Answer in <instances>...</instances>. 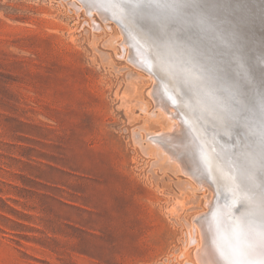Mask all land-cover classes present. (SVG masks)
I'll list each match as a JSON object with an SVG mask.
<instances>
[{"label": "rangeland", "instance_id": "1", "mask_svg": "<svg viewBox=\"0 0 264 264\" xmlns=\"http://www.w3.org/2000/svg\"><path fill=\"white\" fill-rule=\"evenodd\" d=\"M79 5L0 0V264H201L194 220L213 191L182 172L184 149L153 139L173 120L118 24ZM220 19L188 27L187 38L221 85L229 135L202 125L201 136L215 155L227 139L233 155L215 163L217 178L242 216L264 197V174L240 148L248 139L264 170V41L233 37ZM258 19L252 34L263 39Z\"/></svg>", "mask_w": 264, "mask_h": 264}, {"label": "bare ground", "instance_id": "2", "mask_svg": "<svg viewBox=\"0 0 264 264\" xmlns=\"http://www.w3.org/2000/svg\"><path fill=\"white\" fill-rule=\"evenodd\" d=\"M75 1L79 2L80 4L79 6L91 10L90 11L91 15H92V11L98 13L97 15H100L102 17L108 15L107 17L111 18L116 23V25L118 24L119 26L118 28L120 29V33L122 34L123 37V42L126 44L125 46L128 47L129 52L134 56L133 57L131 55V57H133V59L136 58L135 61L137 60L139 63L136 64L139 65V67L143 66L145 71L147 70V74L149 73L150 76L155 78V83L153 86V88H155V93L154 92L153 93L156 94L157 92V94H159L158 95L159 97L162 96V98L160 97V105L163 106L164 111L168 113L167 117L169 115V118L173 120L172 121L173 123L171 122L172 126L174 127L172 132H170L172 128L171 129L167 128L169 131L161 130L162 133L161 131H159V134L156 135L157 134L156 133L155 134L156 137H153V139L155 138L160 141L161 138H163V140H165L167 143L168 141L175 142L177 144L176 145L177 148H179L178 151H180V148L184 149L185 151L183 153L184 155L183 154L179 155L182 157L183 162L185 163L184 165H182L184 167L183 169L184 171L182 172H184V174L185 172H188L189 174H191V176L194 177V180H198V182L205 180L206 183H209L213 191V194L210 197V199H207L210 201L207 206L208 210L200 214L196 218V220H194L195 227L198 228L197 230H199V233H201L198 234L199 235L198 237H200V242H199L200 244L199 247L197 248L198 261L201 264H236L235 254L232 248V244H233L232 241L234 242L240 241V245H241L240 250L247 253V257L245 258V260L249 259L253 262V264H259V263L264 264V260H261L262 259L261 255L260 256L249 255L255 252H260V254L264 255V239L260 235H256L255 233L252 232L255 231L256 229L254 221L257 222L259 219H261V217H264V200H262L264 197L263 195L260 196V199H258L257 203L253 204V207L251 208V212L249 214H244L242 216L238 215L239 211L237 209H232V207L235 206L236 203L230 197V194L225 193L226 189L223 188V186L221 185L222 182L218 179L220 176L217 178V169L215 167L216 162L226 163L228 156L233 155V153H229L231 148L227 145V141H226L227 139L225 140L224 137H222L223 142H225V145L224 144L218 145V150H217L218 153L215 155L209 153V149L205 145L204 140L201 136L202 125H205L209 128L215 127V130H217L218 132L222 131V133L224 132L227 135H229L230 132L229 123H228L229 118L226 109L224 108L226 102H223L221 100L222 95L221 92L218 91L221 85L215 83L210 71L208 70L207 72L206 70L207 66L205 63L206 62L212 63L208 59V54L203 53L199 47H196L195 45L193 46L194 42L189 41L188 38H191V36L188 37L189 35L188 30L185 26L180 25L178 27V25L173 24L167 27L165 19L163 20L157 19L158 21H156V23L159 25V29L161 30V37H160V36H156V34L154 33L153 26H148L144 23L146 25L145 26L142 23H140L142 22L141 20L150 21L151 23L152 20L150 19V17H147L148 15L141 14L140 10H134L136 11L134 12L129 8L128 5L127 7H124L125 5L123 4V2L119 0H114V1L75 0ZM169 2H171V0ZM183 3L186 2H182V3L173 2L171 6H177L178 9L181 10V8L184 9L183 7H185L186 5V4L184 5ZM249 4L257 5L256 12L260 16L259 17L260 19H258V15H253L254 11L252 12L250 9L251 8L255 9V7L250 6ZM215 5L218 8L216 11L218 13L216 15L218 19L217 18L214 19L213 24H215V22L217 24H220L218 20L221 18L220 20H222V23L224 24V22H227V24L231 28V31L234 32L233 37L238 35L241 36V38L246 39L247 37L250 36L252 38H256L258 40V44L263 43L264 38L262 39L259 36L260 33H258L259 34L258 37H254L256 35H253L252 31L254 30V24L257 23L254 22L255 21L254 19H258L256 21L260 20L261 22L260 25H263L264 28V18H262L264 17V0H246L245 2H242V0H237V1L226 0V2H217ZM248 5L250 6L249 11H248ZM165 10L168 13H175L176 16H179V13L176 12L175 8L172 9L171 7V10L170 8H166ZM150 14L151 16L154 17L157 16L153 13ZM241 17L248 19L250 24L245 25V23L241 20ZM226 30L224 29V31ZM254 31H256V29ZM261 35H262V31H261ZM226 39L227 38H225L224 40ZM218 41H220V39ZM226 41L228 42V40ZM250 45L251 43L249 42L248 46L243 47V50L247 49ZM191 47L194 50L197 49L200 50L199 52L200 55L195 54L196 52L194 50H190ZM260 48L261 47L259 46L258 50L264 52V48L262 49ZM236 50L238 49L236 48ZM246 52L248 51L246 50L244 53ZM257 52L258 51H256L255 54H257ZM244 55H240V57ZM255 57L258 56L256 55ZM248 59L250 60V58ZM261 59L263 58H260V60ZM246 63L248 64V62ZM214 66L216 68L217 62L215 63ZM253 67H258V65ZM247 69H249V67ZM152 71H154V74ZM239 71L238 73L240 74L241 72ZM253 72L256 74L257 70L256 72L255 71ZM252 74L253 73H251V75ZM246 78L248 77L246 76ZM262 85L260 86L264 87V85L263 86ZM153 88L151 89V91L153 90ZM157 94L155 96L158 99ZM164 98H166V100ZM185 98L191 101L196 106L197 108L196 114L189 112L185 105L182 106L178 105V101L180 100L179 102H181V99H185ZM171 102L172 104L170 105L169 103ZM157 103L159 104V102ZM161 134H165V135L163 137H160L159 135ZM254 138L256 139V141L254 142L257 143V137L254 136ZM247 141L248 139L242 140L241 146L239 144L240 148H243V151L246 152L244 153V155L247 158V162L252 163V166L254 167L256 172L260 174L259 170H262V173L264 174L262 161L261 160L259 161V157L257 158L255 156L254 151H252L251 149L252 145L250 144V146H248ZM165 144L166 143L164 142V146ZM159 145L161 146L160 143ZM163 152L164 151H162V153ZM241 155L243 156V153H241ZM173 156L171 155L170 158ZM236 159L238 160V158ZM177 163H178L177 165H179L178 161ZM190 178L193 179L192 177ZM200 183L204 184L205 182H200ZM257 198H259V196H257L256 199ZM205 209L206 208H203L202 211H204ZM190 236H192L191 233ZM243 236H245L246 239L242 241L241 239Z\"/></svg>", "mask_w": 264, "mask_h": 264}, {"label": "water", "instance_id": "3", "mask_svg": "<svg viewBox=\"0 0 264 264\" xmlns=\"http://www.w3.org/2000/svg\"><path fill=\"white\" fill-rule=\"evenodd\" d=\"M119 1L123 2V4L125 5L124 7H127L128 5L132 11L140 10L141 14L148 15L147 17H150V19L152 20L151 21L152 24L150 23V21H146V20H141L142 22L140 23H142L143 25L146 24L148 26H153L154 33L156 34V36H160V37H161V30L159 29V25L156 23V21L165 19L167 27L173 24L178 25V27L180 25L185 26L186 28L192 25H195V23H198L201 25L203 23L211 24L214 22V19H215V17L213 18L214 12L217 11L218 9L215 4L217 2H226V0H171V2H169L170 0H119ZM245 1L246 0H242V2H245ZM173 2L174 3L175 2L176 3L186 2V3H183L184 5L185 4L186 5L185 7H183L184 9L181 8L180 10L178 9L177 6H171ZM171 7L172 9L173 8L176 9V12L179 13V16H176L175 13H168L165 10L166 8H170L171 10ZM150 13L157 15L156 16L157 18L154 16H151ZM259 104H260V111H261V118H262L261 124L264 126V96L260 97ZM262 146L264 147V144ZM257 147L259 149V143H257ZM263 147L260 148V150L262 151L261 154H264ZM254 222H255L254 224H255L256 229L255 231H252V232L255 233L256 235H260L264 239V217H261V219H259L257 222L256 221ZM245 239L246 237L243 236L241 240L243 241ZM232 242H233L232 248H233L235 259H236L235 263L237 264L238 261H243L244 264H253L251 260L248 259L249 262L247 259L245 260V258L247 257V253L240 250L241 248L240 241H235V242L232 241ZM249 255H252V256L261 255L262 256L261 260H264V255L260 254V252H255Z\"/></svg>", "mask_w": 264, "mask_h": 264}, {"label": "snow or ice", "instance_id": "4", "mask_svg": "<svg viewBox=\"0 0 264 264\" xmlns=\"http://www.w3.org/2000/svg\"><path fill=\"white\" fill-rule=\"evenodd\" d=\"M237 264H244V262L243 261H238Z\"/></svg>", "mask_w": 264, "mask_h": 264}]
</instances>
